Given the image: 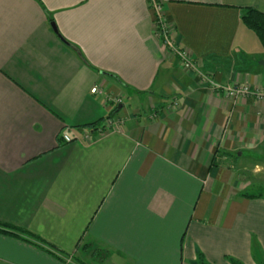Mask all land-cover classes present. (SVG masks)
I'll return each instance as SVG.
<instances>
[{"label":"crops","instance_id":"crops-1","mask_svg":"<svg viewBox=\"0 0 264 264\" xmlns=\"http://www.w3.org/2000/svg\"><path fill=\"white\" fill-rule=\"evenodd\" d=\"M159 1L192 70L150 0H0V264H264V0Z\"/></svg>","mask_w":264,"mask_h":264},{"label":"built area","instance_id":"built-area-1","mask_svg":"<svg viewBox=\"0 0 264 264\" xmlns=\"http://www.w3.org/2000/svg\"><path fill=\"white\" fill-rule=\"evenodd\" d=\"M150 8L152 10L153 17H154L156 35L164 42V44L168 45L175 51V53L183 61L184 67L186 69L188 70L194 69L196 66L195 61L186 52L174 47L172 43V39H171V31H170L168 23L165 20L164 12H163L160 1L150 0ZM216 89L224 91L227 96H230L232 98H239L241 96L254 95L257 99L264 100V91L252 90L251 86L247 84H240L237 86L216 85ZM91 92L94 94L99 93L100 92L99 87L94 86L91 89ZM115 102H121V99L116 98ZM111 124H113V120L110 119V121H108V123L104 127L105 130L101 129L99 130V133L104 134L105 132L109 131L108 128L111 127L110 126ZM87 137L90 138L91 136L88 135ZM62 138L66 142H71L74 139L69 134H66V133L62 135Z\"/></svg>","mask_w":264,"mask_h":264},{"label":"trees","instance_id":"trees-1","mask_svg":"<svg viewBox=\"0 0 264 264\" xmlns=\"http://www.w3.org/2000/svg\"><path fill=\"white\" fill-rule=\"evenodd\" d=\"M242 21L243 23L250 28L252 31L256 33L259 40L261 41L264 47V13L253 8V7H245L242 9ZM88 127L91 129L92 134L95 132H99V130H105L104 121L100 120L95 123L89 124ZM0 232L6 234H13L16 236H21L22 234L31 235L28 231L23 230L21 228H17L8 224H4L0 222ZM25 239V238H23ZM39 239V238H38ZM26 240V239H25ZM42 241V240H41ZM50 248L57 250V248L53 245H49ZM58 251V250H57ZM200 264H208L202 256H200ZM234 264H240L234 261Z\"/></svg>","mask_w":264,"mask_h":264},{"label":"rangeland","instance_id":"rangeland-1","mask_svg":"<svg viewBox=\"0 0 264 264\" xmlns=\"http://www.w3.org/2000/svg\"><path fill=\"white\" fill-rule=\"evenodd\" d=\"M118 121L120 122V120H117V123H118ZM116 124V123H115ZM111 126V127H110ZM109 127L110 128H108V130H111V129H113L114 128V124H111ZM74 262H75V264H78L79 262H83V260L84 261H86L85 259H84V256H83V254H82V252H81V249H80V251L77 253V254H74ZM263 263V262H262Z\"/></svg>","mask_w":264,"mask_h":264},{"label":"water","instance_id":"water-1","mask_svg":"<svg viewBox=\"0 0 264 264\" xmlns=\"http://www.w3.org/2000/svg\"><path fill=\"white\" fill-rule=\"evenodd\" d=\"M52 27H53L54 31L58 33L57 27L54 23H52ZM261 64L264 65V60L261 62Z\"/></svg>","mask_w":264,"mask_h":264}]
</instances>
